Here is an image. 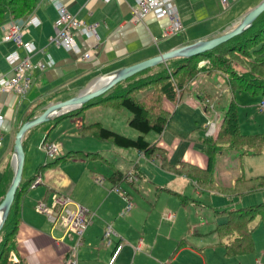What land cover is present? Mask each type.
Here are the masks:
<instances>
[{"label": "crops", "instance_id": "1", "mask_svg": "<svg viewBox=\"0 0 264 264\" xmlns=\"http://www.w3.org/2000/svg\"><path fill=\"white\" fill-rule=\"evenodd\" d=\"M55 1L65 4L79 19L99 22L98 37H87L78 32L76 34L83 49L91 50L90 59L82 60L75 53L50 43L49 38L54 34V22L58 18ZM261 1L175 0L183 29L173 35L163 36L169 19L149 14L142 21H134L132 7L136 0H40L35 11L25 19L35 16L40 23L28 24L23 40L33 43L35 47V51L30 54L33 64L46 63L49 60L54 64L46 69L35 67L29 71L32 83L25 97L15 92H0V115L4 118L0 125V191L5 184L9 187L13 176L16 134L32 114L49 103L73 97L93 86L90 91L98 89L105 83L99 81L100 78L118 69L141 63L182 45L218 35L236 25L247 11ZM12 21L9 17L0 26V76L13 74L12 66L7 62L11 53L17 51L22 58L27 55L23 46L13 40L3 39ZM168 64L169 61L150 67L151 70L147 74L158 71L160 65L168 67ZM146 70L148 68L140 72ZM206 70L203 69L199 75L206 74L217 78L214 90L220 93V97L225 93L229 95L230 102L237 92L233 95L230 93L229 82L226 85L222 74L217 71L209 73ZM206 102L209 103V98ZM165 105L171 111L178 108V104L173 105L171 102H166ZM96 106L89 109L93 110ZM84 118V115H81L65 119H70L69 124L75 127L76 135H89L114 144L111 140L99 139L92 133L82 134L83 124H87ZM111 118H114V125L117 127V116L112 115ZM55 120L52 121L53 125L48 132H44L39 139L44 138V141L51 140L61 144L62 153L56 158L69 152L82 153L79 157L68 158L45 167L56 158L49 161L48 157L45 160L33 149L29 152L32 163L29 167L25 162V173L27 171L29 177L25 174L24 184L36 176H41L42 183L34 187L30 184L22 195L17 247L11 255L15 261L24 259L27 264H63L70 249L76 247L77 240L72 243L75 238L73 234L61 240L66 231L62 221L55 224L46 214L39 213L35 208L39 201L52 207L53 195L57 193L71 197L73 207L77 204L83 206L91 219L77 249L78 264H264V232L258 231V227L254 232L256 251L234 257L225 255L224 245L221 244L216 231L218 224L226 221V216L220 213L223 209H229L225 208L226 206L231 205L229 207L232 210L264 202V189L242 196L224 191L234 187L242 174L248 177L264 175V160L247 166L243 159L238 158L235 163L237 169L234 170L224 165L219 167L221 164L217 165L215 162L213 181L211 185L203 188L196 180L173 170L181 162L203 169L209 165V157L194 147V143L188 139L189 136L184 139L176 138L171 142L172 138L166 135L165 129L160 135L164 136L166 141L161 138L155 142L163 149V154L149 158L137 149V152L130 151L129 157L133 162L128 170L122 171L117 164L105 159L99 150L94 151L90 146L74 143V131L64 123L60 125L62 130L59 137H65L67 143L60 139H49L53 130L63 121L55 123ZM33 129L26 133L24 147L29 143ZM124 133L134 134L135 131ZM192 134L193 131L190 135ZM182 145L187 149L186 156L173 161L170 153H174ZM38 148L44 152L39 146ZM95 154H100L108 165L105 173L97 172L86 160L93 159L92 155ZM164 154L166 160L163 158ZM117 169L123 173L133 172L130 175L133 174L138 179L127 178L118 182L113 176ZM217 177L229 180V186L214 185L213 196L203 195L202 191L210 190ZM43 185L44 189L41 190L39 187ZM129 202H132L133 206L124 215L123 211ZM190 204L195 207H208L212 213L205 214L201 209H193ZM108 225H112L115 234L106 237ZM119 245L121 248L115 254Z\"/></svg>", "mask_w": 264, "mask_h": 264}, {"label": "trees", "instance_id": "2", "mask_svg": "<svg viewBox=\"0 0 264 264\" xmlns=\"http://www.w3.org/2000/svg\"><path fill=\"white\" fill-rule=\"evenodd\" d=\"M40 0H0V26L11 17L16 21H24L35 11ZM205 62V64H202ZM159 66V65H158ZM156 72L148 73L151 68L139 72L125 81L118 83L112 91L86 103L80 109L67 113L55 120V123L65 119L84 115L93 106L104 105L114 109L126 108L132 113L128 120L131 127L139 131L136 138L128 137L101 122L83 124L82 134L92 133L99 139L111 140L124 148H135L151 158L164 151L155 142L146 139V135L155 131L159 134L166 129L172 111L165 103L182 100L184 90L190 85L203 69L209 73H222L229 82L230 93L247 91L264 98V12L254 21L251 27L241 34L220 44L216 48L192 57H180L169 61L168 67L160 65ZM146 72V73H145ZM145 74V75H143ZM239 104L236 96L225 107L224 120L216 137H207L201 141L204 151L209 157V165L203 169L198 166L181 162L173 170L178 174L196 180L199 186L205 188L213 181V169L216 156L224 147L235 149L239 156H258L264 154V132L244 134L241 131ZM79 152H69L56 158L51 164H57L68 158L81 156ZM166 160L165 154L163 156ZM242 160V159H241ZM130 173L117 169L113 174L119 181L126 180ZM35 179L27 180L22 191L15 198L9 217L0 233V264H27L24 259L15 261L11 258L16 250V237L21 220V199L26 188ZM8 185L0 191V203L4 199ZM264 189V175L248 177L239 176L235 186L224 189L229 193L245 195L249 192ZM226 216V221L218 224L221 244L224 245L228 257L241 256L256 251L254 232L259 224L264 226V202L220 211ZM258 220V224L255 221ZM68 256V254H67ZM66 256V257H67Z\"/></svg>", "mask_w": 264, "mask_h": 264}, {"label": "rangeland", "instance_id": "3", "mask_svg": "<svg viewBox=\"0 0 264 264\" xmlns=\"http://www.w3.org/2000/svg\"><path fill=\"white\" fill-rule=\"evenodd\" d=\"M223 77L225 78V80L223 81L227 85L228 79L224 75ZM217 82L218 80L214 76H209L206 74L199 75L195 79H193L189 88H187L183 92V98L181 102L178 103V100L175 102V104H178V108L172 111L171 117L166 126V135L172 138L171 142H174L176 138L184 139L186 138V136H189L188 139L194 143V147L198 151H201L203 153L205 152L203 150L205 145L201 141H203V139L207 137H216L218 135L222 122L224 120L225 107L229 102V95L225 93L223 97H220V93L214 90V86ZM207 98H209V103L206 102ZM262 98L263 96H256L247 91L237 93L236 100L239 104L238 112L241 122V131L244 134H256L264 132V112H261L258 106H256ZM96 107L97 108L93 110L89 109L85 111V123L90 124L93 122H102L106 127L111 128L131 138H136L140 134L137 129H132L133 127H131L128 123V120L132 117V113L128 109L122 108L119 110L104 105ZM112 115L117 116V127L116 125H114V118H111ZM69 121L70 119H65L61 121L59 123V126L53 130L49 139H60V141L62 140V142L67 143L65 137H59L60 131L62 130L60 125L61 123H64V125H66L68 128L73 129L74 143L76 142L83 146H90V148H92V150L94 151L99 150L105 159L117 164V166H119L122 171L128 170V168L133 162V159L129 157L131 153L130 151L137 152L136 149L118 147L109 141H101L89 135H87V137L78 136L75 134V127L73 125H70ZM212 124L215 125V128L211 130L210 126ZM52 125L53 122L50 121L40 124L36 126V128L34 127L32 134L29 136V143L27 142V145H25L26 155L28 154L26 159V166L29 165L30 167L32 163L30 160L29 153L31 149H33L37 155H42L45 160L47 159L48 155L46 154V152H42L38 148V146H41V143L42 141H44V138L42 140H40L39 138L42 137L44 132H48L49 128ZM111 126H115V128L121 130V132ZM131 130L135 131V133H124ZM192 131L193 134L190 135ZM161 138L166 141L164 136L160 135L155 131H151L146 135V139L151 142H156ZM186 153L187 149L184 145H182L179 149L175 150L174 153H170V157L173 161H176L178 159L184 158V156H186ZM92 156L93 159L86 160L91 164V166L96 168L97 172L105 173L104 170L108 168V165L101 158L100 154H95ZM238 158H240V160L243 159L244 163L247 164V166H250L259 160H264V154L258 156H243L241 158L237 150L226 146L223 148L222 151L217 154L216 162L217 165L221 164V166L219 167H223L224 165L226 168L234 170L237 169L235 163L238 161ZM48 159L49 161H53L52 158L48 157ZM25 174L29 177L27 171ZM229 184V180L217 177L216 182L213 183V186H210L211 189L202 191V194L205 196H213L212 191H214V185L226 187L229 186ZM39 188L43 190L44 185L40 186ZM229 196L231 197L232 195ZM225 201L226 200L224 199V202ZM229 204L231 203L229 202ZM229 206H226L225 208L230 209L231 207ZM190 207H192L193 209H201L204 211L205 214L209 212L212 213V210L208 207H195L192 204H190ZM255 224H258V220L255 221ZM257 227L258 231L264 232L263 224H259ZM75 242L76 237L73 239L72 243L74 244ZM82 250L84 251L85 248H82ZM80 259H83V254Z\"/></svg>", "mask_w": 264, "mask_h": 264}, {"label": "built area", "instance_id": "4", "mask_svg": "<svg viewBox=\"0 0 264 264\" xmlns=\"http://www.w3.org/2000/svg\"><path fill=\"white\" fill-rule=\"evenodd\" d=\"M55 6L58 10V18L54 22V34L49 38L50 43L75 53L82 60L90 59L92 56L91 50L83 49L76 38V34L78 32L87 37H98L99 22H87L77 18L60 1H55ZM149 14H153L157 18L167 17L169 19L168 26L163 30V36L173 35L183 29V23L175 0H136L135 5L132 7L134 21H142ZM39 23V19L35 16H31L23 22L13 20L8 31L3 36L5 41L13 40L18 45L23 46L27 51V55L22 58L15 51L7 57V62L12 66L13 74L11 76H0V92H15L21 97H25L32 83L29 71L35 67L46 69L54 64L52 60H49L46 63L39 62L36 65L30 60V54L35 51V47L33 43L23 40V34L28 24L38 25ZM258 108L261 112H264V98L259 101ZM3 119V115H0V125ZM210 128L211 130L214 129L215 125L212 124ZM1 144L2 140L0 139ZM40 148L50 158H56L62 153V146L58 142L44 141ZM128 178L131 180L138 179L133 174ZM41 183V176H36L31 186L34 187ZM72 204L73 200L71 197L56 193L53 195L52 207H49L42 201H39L35 207L39 213L46 214L55 224L62 221L66 231L61 240L70 234L76 237V247L70 249L63 264H78L77 249L81 245L85 231L91 223L87 210L79 204L76 207H73ZM132 206L133 203L129 202L123 214L125 215ZM110 234H115L112 225H108L105 232L106 237ZM120 248L121 246L119 245L115 254L118 253Z\"/></svg>", "mask_w": 264, "mask_h": 264}, {"label": "water", "instance_id": "5", "mask_svg": "<svg viewBox=\"0 0 264 264\" xmlns=\"http://www.w3.org/2000/svg\"><path fill=\"white\" fill-rule=\"evenodd\" d=\"M264 12V0L247 11L237 22L236 25L226 31L210 37L208 39L199 40L193 43L182 45L166 53L145 60L141 63L118 69L108 75L101 77L99 81H103V85L94 91L88 88L77 93L75 96L62 101L49 103L41 108L38 112L32 114L20 127L16 134L14 150H13V176L11 183L7 189L4 199L0 203V233L11 212L12 204L24 185L25 178V162L26 152L24 147V137L26 133L45 122L53 121L67 113L73 112L81 108L84 104L105 94L116 84L126 80L134 74L147 68L168 62L175 58L192 57L212 50L220 44L230 40L234 36L241 34L252 26L254 21Z\"/></svg>", "mask_w": 264, "mask_h": 264}]
</instances>
